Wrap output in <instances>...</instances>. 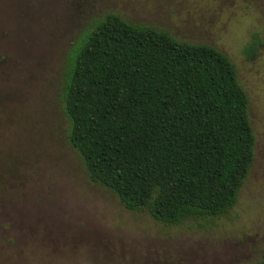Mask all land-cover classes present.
Masks as SVG:
<instances>
[{
	"label": "rangeland",
	"instance_id": "1",
	"mask_svg": "<svg viewBox=\"0 0 264 264\" xmlns=\"http://www.w3.org/2000/svg\"><path fill=\"white\" fill-rule=\"evenodd\" d=\"M212 46L250 100L255 162L225 217L167 226L94 183L71 145L65 55L107 14ZM261 43L248 56L246 46ZM264 262V0H0V264Z\"/></svg>",
	"mask_w": 264,
	"mask_h": 264
},
{
	"label": "trees",
	"instance_id": "2",
	"mask_svg": "<svg viewBox=\"0 0 264 264\" xmlns=\"http://www.w3.org/2000/svg\"><path fill=\"white\" fill-rule=\"evenodd\" d=\"M260 43L254 35L245 53ZM63 76L70 143L126 209L179 226L235 208L256 136L249 96L220 50L110 13L71 44Z\"/></svg>",
	"mask_w": 264,
	"mask_h": 264
}]
</instances>
